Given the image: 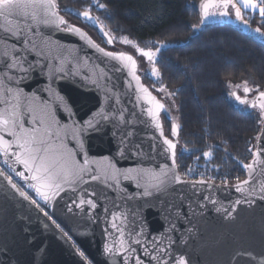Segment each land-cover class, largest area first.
Returning a JSON list of instances; mask_svg holds the SVG:
<instances>
[{"label":"water","instance_id":"95a60500","mask_svg":"<svg viewBox=\"0 0 264 264\" xmlns=\"http://www.w3.org/2000/svg\"><path fill=\"white\" fill-rule=\"evenodd\" d=\"M211 2L264 44L237 0ZM22 3L0 1V118L15 113L33 128L27 108L39 97L59 124L46 172L33 145L21 148L0 123V264H264V91L251 101L262 120L245 177L185 178L176 127L170 137L162 121L168 105L140 78L135 55L99 45L54 0ZM128 169L135 180L124 179Z\"/></svg>","mask_w":264,"mask_h":264},{"label":"trees","instance_id":"16d2710c","mask_svg":"<svg viewBox=\"0 0 264 264\" xmlns=\"http://www.w3.org/2000/svg\"><path fill=\"white\" fill-rule=\"evenodd\" d=\"M211 1L54 0L69 22L105 49L113 51L115 40L126 39L155 53L156 78L139 74L151 90L163 87L175 102L173 115L163 113L162 121L170 137L176 127L179 172L235 183L246 175L243 165L254 155L262 117L257 108L246 111L232 102L226 85L248 82L264 91V44L225 20L207 21ZM260 4L261 14L244 16L264 30V0Z\"/></svg>","mask_w":264,"mask_h":264},{"label":"snow or ice","instance_id":"6c2138e0","mask_svg":"<svg viewBox=\"0 0 264 264\" xmlns=\"http://www.w3.org/2000/svg\"><path fill=\"white\" fill-rule=\"evenodd\" d=\"M10 4L16 6V7H22L23 3L22 0H9ZM87 15V14H85ZM149 59H151V53H144ZM131 59V57H129ZM63 99V98H61ZM158 107H163V105H158ZM27 111L32 114L31 121L33 123V128L26 129L23 124L22 117L18 116L17 114H13L16 118L13 119L11 122L6 119L0 118V123H3L4 125H9L11 123V130H9V135L17 136L18 139H23L24 143H21L19 146L21 148H25L26 145H33V147L28 148V152L30 154L31 159L33 162H35L37 159L39 160L40 167L43 168L46 172L49 170V165L51 164V161L49 159L48 153L50 151L51 146L48 144V141L50 139V131L49 129L55 128L59 121L56 120L54 114L52 113L51 108L48 106L46 102L40 101L39 97H35V102H33L32 99L29 100ZM39 121L40 125L42 126V129L36 128L35 124ZM89 124L91 125V121H89ZM16 128H19V133H17ZM8 130V129H5ZM75 135V134H74ZM164 143L168 145L171 148H175V145L172 144L170 140H165ZM41 145H47L43 149L44 155L41 156ZM71 152L68 153V156L71 157ZM120 155H123V152H120ZM19 159V157H18ZM24 163H28L27 160L23 161ZM87 163V162H85ZM65 171L68 174H71L73 176H78L79 171L69 165H67V162L65 164ZM133 169L126 170L123 175L125 180H135L136 176L131 175L133 172ZM118 174H121L118 169L115 168L114 164H110L109 168L106 169V175H111L113 179L116 178ZM36 179V177H33ZM95 179V177H93ZM203 182V181H202ZM15 187V185H13ZM238 190H241L238 188ZM149 193H145V195H148ZM23 195V193H22ZM178 264H186V261L181 258L178 262Z\"/></svg>","mask_w":264,"mask_h":264},{"label":"rangeland","instance_id":"374dc122","mask_svg":"<svg viewBox=\"0 0 264 264\" xmlns=\"http://www.w3.org/2000/svg\"><path fill=\"white\" fill-rule=\"evenodd\" d=\"M240 4L243 11L246 14H254L255 12L262 13L263 5L260 4V0H237ZM233 15V13H231ZM114 46L112 48L113 51H129L135 52V57L138 58V63L140 65V71L143 74H150L152 77L156 78L157 71L155 68V53H151V59H149L144 53H149V51H143L136 46H134L130 41L126 39L115 40ZM156 90L152 91L162 100H164L168 104V113L173 115V106L174 100L170 93L163 87L155 88ZM254 85L248 82H239L233 83L228 82L226 85V92L228 97L232 102H234L239 108L246 111L255 112L253 106L251 105L252 99L262 91H255ZM246 91V92H245ZM240 99H244V101H240ZM236 102H239L242 105H238Z\"/></svg>","mask_w":264,"mask_h":264},{"label":"flooded vegetation","instance_id":"af4514ba","mask_svg":"<svg viewBox=\"0 0 264 264\" xmlns=\"http://www.w3.org/2000/svg\"><path fill=\"white\" fill-rule=\"evenodd\" d=\"M223 6H219L217 3H207L205 7V19L207 21H216V20H225V17L223 15ZM228 12L231 16H233L231 13L232 9L228 7ZM246 92V91H245ZM240 101H244V99H240Z\"/></svg>","mask_w":264,"mask_h":264},{"label":"built area","instance_id":"2783aa9c","mask_svg":"<svg viewBox=\"0 0 264 264\" xmlns=\"http://www.w3.org/2000/svg\"><path fill=\"white\" fill-rule=\"evenodd\" d=\"M196 175H197L198 179L204 178V177H203L202 175H200V174H196ZM208 179H211V177L208 176Z\"/></svg>","mask_w":264,"mask_h":264}]
</instances>
